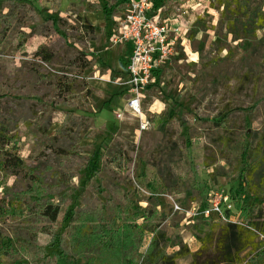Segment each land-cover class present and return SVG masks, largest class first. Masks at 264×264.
<instances>
[{"label":"rangeland","instance_id":"obj_1","mask_svg":"<svg viewBox=\"0 0 264 264\" xmlns=\"http://www.w3.org/2000/svg\"><path fill=\"white\" fill-rule=\"evenodd\" d=\"M129 1L0 0V96L13 91L0 101V130L11 139L0 145V162L15 145L24 162L16 171L0 167L2 264H55L61 251L37 199L27 194L33 176L43 179L65 216L98 210L102 224L116 228L127 206L131 214L156 210L155 224L173 240L168 254L179 250L176 243L192 253L177 264H191L199 251V264L221 256L215 243L202 250L196 236L211 231L216 240L228 223L188 220L174 203L189 209L205 205L213 192H229L244 168L245 133L264 127V0H155L162 22L180 32L171 33L178 36L175 55L141 91L142 108L149 120L176 118L165 131L143 133L136 117L116 118L123 105L113 110L106 103L114 94L123 103L132 92L131 45L111 41ZM226 115L233 140L216 125ZM59 147L69 150L68 160ZM98 149L100 173L89 174L88 160ZM120 151L129 164L110 167L106 161ZM59 170L74 179L53 194ZM233 220L242 225L237 210ZM52 229L66 233L61 222ZM252 257L246 252L235 264Z\"/></svg>","mask_w":264,"mask_h":264},{"label":"trees","instance_id":"obj_2","mask_svg":"<svg viewBox=\"0 0 264 264\" xmlns=\"http://www.w3.org/2000/svg\"><path fill=\"white\" fill-rule=\"evenodd\" d=\"M157 6L155 5V8ZM55 21V20H53ZM87 28V26H85ZM262 26L257 27L259 30ZM263 29V28H262ZM51 56L45 55L48 60ZM12 90L0 96V101L12 97ZM33 97V96H32ZM35 98V97H33ZM41 99V98H40ZM121 94H114L108 100L110 107L116 110L121 105ZM169 120L164 115H156L151 121V127L165 131L169 122L175 119L174 114L167 113ZM222 133V137L232 139L234 135L229 127V115L216 121ZM246 146L242 153L244 168L236 181L230 187V196L239 212L241 224L229 223L220 228L216 240L211 237V231H203L204 237L196 236L202 245V250H208L215 243V249L220 252V257L213 264H235L241 255L249 252L253 255L246 264H264V127L257 133L248 131L245 133ZM233 140V139H232ZM11 139L5 137V128L0 130V145L2 148L10 146ZM18 147L4 152L5 159L0 162L1 169L16 171L23 167V159L16 153ZM58 154L68 160L71 153L62 147L58 148ZM101 150L93 154L88 160L87 171L89 174L100 173ZM130 159L124 151L118 152L115 157L106 161L113 168L123 169ZM56 183L53 185V194L70 184L74 176L64 170L54 173ZM32 186L27 194L37 199L38 213L43 219L51 224L48 234L58 239L60 253L56 255L55 264H73L68 257L70 255L80 257L84 264H177V260L192 255L187 245L176 243L179 250L174 254H168V248L173 240L159 229L155 224L158 217L156 210L137 209L131 214V208L127 206L120 212V225L116 228L102 224L100 211L76 212L70 210L67 216L62 214V207L50 198L48 186H45L41 177H32ZM59 222L64 223L66 233L60 235L52 229ZM150 234V242L142 255V260L136 259L133 254L138 253L146 235ZM3 248H0V264ZM199 251L193 254L191 264H199ZM206 264V262H204Z\"/></svg>","mask_w":264,"mask_h":264},{"label":"built area","instance_id":"obj_3","mask_svg":"<svg viewBox=\"0 0 264 264\" xmlns=\"http://www.w3.org/2000/svg\"><path fill=\"white\" fill-rule=\"evenodd\" d=\"M162 8L155 9V0H130L123 16L117 19L116 31L112 43L116 46L130 44L132 53L128 61V84L132 88L131 96L124 99L122 110L116 114L118 120L125 115L136 117L141 133L150 130L151 121L146 117L143 108L142 90L153 83L156 72L175 55L176 39L167 21L161 20ZM178 35V34H177ZM174 210L192 221L214 219L221 223H234L235 205L230 193L213 192L205 205L186 209L174 203Z\"/></svg>","mask_w":264,"mask_h":264},{"label":"crops","instance_id":"obj_4","mask_svg":"<svg viewBox=\"0 0 264 264\" xmlns=\"http://www.w3.org/2000/svg\"><path fill=\"white\" fill-rule=\"evenodd\" d=\"M126 51H127V49H126ZM128 51H130V50H128ZM130 53H131V51H130ZM130 53L128 54V56L130 55ZM123 102H124V100H123ZM121 105H123V103H122V102H121ZM121 105H120V106H121Z\"/></svg>","mask_w":264,"mask_h":264}]
</instances>
